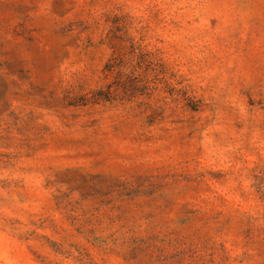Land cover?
Here are the masks:
<instances>
[{
	"label": "rangeland",
	"instance_id": "obj_1",
	"mask_svg": "<svg viewBox=\"0 0 264 264\" xmlns=\"http://www.w3.org/2000/svg\"><path fill=\"white\" fill-rule=\"evenodd\" d=\"M0 264H264V0H0Z\"/></svg>",
	"mask_w": 264,
	"mask_h": 264
}]
</instances>
